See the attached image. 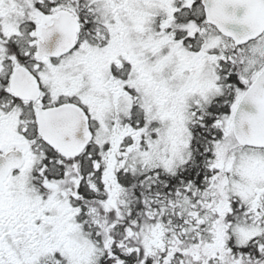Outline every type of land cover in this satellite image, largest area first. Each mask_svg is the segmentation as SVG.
Returning a JSON list of instances; mask_svg holds the SVG:
<instances>
[{"label":"snow or ice","instance_id":"snow-or-ice-1","mask_svg":"<svg viewBox=\"0 0 264 264\" xmlns=\"http://www.w3.org/2000/svg\"><path fill=\"white\" fill-rule=\"evenodd\" d=\"M0 264H264V0H0Z\"/></svg>","mask_w":264,"mask_h":264}]
</instances>
